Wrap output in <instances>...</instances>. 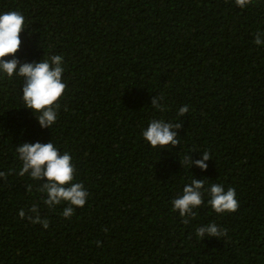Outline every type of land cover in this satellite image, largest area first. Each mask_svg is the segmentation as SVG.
Returning a JSON list of instances; mask_svg holds the SVG:
<instances>
[{
    "label": "trees",
    "instance_id": "16d2710c",
    "mask_svg": "<svg viewBox=\"0 0 264 264\" xmlns=\"http://www.w3.org/2000/svg\"><path fill=\"white\" fill-rule=\"evenodd\" d=\"M0 10L21 11L31 27L22 62L64 55L68 107L42 130L0 81V264H264V47L253 42L264 0L244 10L235 0H0ZM159 93L164 112L150 105ZM153 118L179 123L181 145H146ZM22 130L72 154L90 196L71 218L17 175ZM202 151L208 168L191 174L235 188L240 206L217 215L202 205L185 224L171 206L192 178L180 158ZM33 204L48 229L18 216ZM210 221L227 236L197 237Z\"/></svg>",
    "mask_w": 264,
    "mask_h": 264
},
{
    "label": "clouds",
    "instance_id": "9594fccd",
    "mask_svg": "<svg viewBox=\"0 0 264 264\" xmlns=\"http://www.w3.org/2000/svg\"><path fill=\"white\" fill-rule=\"evenodd\" d=\"M253 0H235V4L244 10ZM31 31L25 15L19 10H0V81L13 85L20 108L27 109L34 116L40 129H52L58 124L61 109L68 110L63 100L66 96L67 80L65 77L66 58L52 50L45 51L39 60L24 62L17 55L21 48V33ZM254 44L264 47V29L255 33ZM41 47V46H40ZM158 112H164L166 105L164 95L159 93L151 104ZM189 111L188 105L178 108L176 120L184 117ZM181 125L175 120L153 118L141 128L140 135L146 145L160 152L181 145L178 129ZM26 130L21 131L22 142L14 146V156L18 163L16 170L20 177H27L41 193L43 204L49 209L63 205L61 215L71 218L77 208H83L90 196L82 181L77 179V165L69 151L62 150L53 137L48 142L23 139ZM195 152V151H193ZM193 152L183 155L180 163L183 169L191 174L193 165L201 171L208 168L207 161L212 157L207 151L199 152L202 158L193 161ZM5 176L0 172V177ZM190 181L183 183L182 189L171 201L172 210L178 212L185 224L196 216V210L202 205L210 207L217 215L234 213L240 204L236 189L223 183H207L196 179L191 174ZM31 187V186H30ZM21 219L49 228L47 218L41 217L39 204H33L25 210L18 211ZM195 235L201 240L210 237L227 236V230L215 222L202 224L195 229Z\"/></svg>",
    "mask_w": 264,
    "mask_h": 264
}]
</instances>
